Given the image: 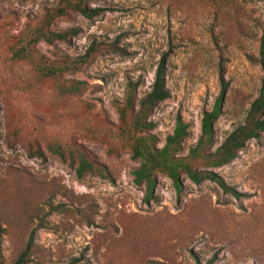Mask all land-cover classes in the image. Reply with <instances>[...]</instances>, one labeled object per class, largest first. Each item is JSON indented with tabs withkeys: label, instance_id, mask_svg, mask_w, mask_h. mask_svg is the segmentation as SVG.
<instances>
[{
	"label": "rangeland",
	"instance_id": "rangeland-1",
	"mask_svg": "<svg viewBox=\"0 0 264 264\" xmlns=\"http://www.w3.org/2000/svg\"><path fill=\"white\" fill-rule=\"evenodd\" d=\"M60 1L0 0L1 264H14L28 245L27 264H264V135L228 165L203 159L245 124L259 95L264 0H101L90 4L99 10L91 20L69 12L53 23L55 32L78 30L70 44L40 43L31 61L13 58ZM91 46L78 71H38L84 59ZM162 57L169 98L150 113L153 130L144 135L160 149L180 119L188 136L178 156L239 197L184 175L178 194L158 174L147 200L133 183L139 164L119 112L136 85L131 124ZM222 83L211 145L191 158ZM57 145L65 160L49 152ZM33 148L43 160L29 156ZM80 157L101 172L78 178Z\"/></svg>",
	"mask_w": 264,
	"mask_h": 264
},
{
	"label": "trees",
	"instance_id": "trees-1",
	"mask_svg": "<svg viewBox=\"0 0 264 264\" xmlns=\"http://www.w3.org/2000/svg\"><path fill=\"white\" fill-rule=\"evenodd\" d=\"M101 0H61L59 5L52 11H47L42 21L32 29L29 37L25 39L23 45L13 53V58L19 61H31L35 54L36 47L40 43L53 45L55 43L70 44L71 40L78 35V30L69 29L62 32L51 30L53 23L60 18H64L69 12L91 20L98 16L99 10L90 7V4ZM95 52V47L91 46L84 59L75 60L72 63L65 64L61 68L50 66L48 69L39 68L38 71L42 77H58L63 74L78 71L84 65L85 60ZM258 65L262 71V79L259 95L250 106L245 124L235 129L223 141L214 154L206 155L203 159L211 168H220L231 163L238 152L242 150L245 144L251 140H257L264 135V33L260 41V51ZM166 61L162 57L155 72L154 82L150 92L142 98L134 112L131 124L127 122V113L132 112L133 91L136 85H129L130 89L125 101L124 107L120 110V120L123 125L122 137L130 141L131 159L138 162L139 167L133 171V183L136 186L145 188V198L150 200L156 186V176L165 175L171 180L173 187L179 194L182 188L181 176L184 175L193 184H200L204 181H210L219 186L223 192L239 197L235 192L225 187L221 179L213 171L201 172L193 169L185 158L178 156L183 141L187 138L188 126L180 119L177 120L175 128L171 135L167 136L162 148L156 147V139L153 136H145L153 130V124L147 122L150 113L157 105L169 98V92L165 85ZM226 96V85L221 84V91L215 100L211 112L203 115L200 127V137L197 145L190 152L191 158L200 156L205 147L211 145L213 135V124L222 113V106ZM49 152L65 160V151L59 145L49 148ZM72 155L71 152L68 153ZM29 156L40 160L44 159V154L39 149H29ZM79 166L76 170L78 178H82L88 171H98L95 165L87 162L83 157L79 159ZM101 172V171H100ZM4 230L0 228V261L2 260V238ZM29 245L18 256L14 264H27L29 256ZM1 264V262H0ZM196 264H199L196 261Z\"/></svg>",
	"mask_w": 264,
	"mask_h": 264
}]
</instances>
